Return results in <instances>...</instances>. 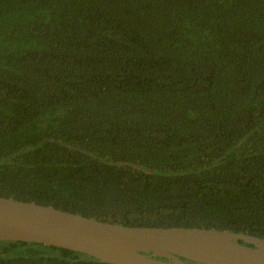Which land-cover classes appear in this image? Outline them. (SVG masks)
Returning <instances> with one entry per match:
<instances>
[{"label": "trees", "instance_id": "trees-1", "mask_svg": "<svg viewBox=\"0 0 264 264\" xmlns=\"http://www.w3.org/2000/svg\"><path fill=\"white\" fill-rule=\"evenodd\" d=\"M0 197L264 239V0H0Z\"/></svg>", "mask_w": 264, "mask_h": 264}, {"label": "water", "instance_id": "water-1", "mask_svg": "<svg viewBox=\"0 0 264 264\" xmlns=\"http://www.w3.org/2000/svg\"><path fill=\"white\" fill-rule=\"evenodd\" d=\"M0 241L68 249L108 264H264V239L254 235L204 227L129 226L9 197H0Z\"/></svg>", "mask_w": 264, "mask_h": 264}]
</instances>
